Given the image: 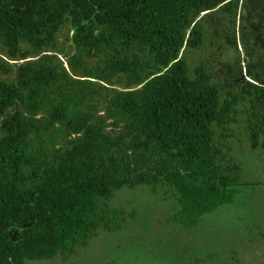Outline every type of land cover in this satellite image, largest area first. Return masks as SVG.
<instances>
[{
    "label": "trees",
    "instance_id": "1",
    "mask_svg": "<svg viewBox=\"0 0 264 264\" xmlns=\"http://www.w3.org/2000/svg\"><path fill=\"white\" fill-rule=\"evenodd\" d=\"M241 133L264 150V0H0V264L121 230L125 188L197 225Z\"/></svg>",
    "mask_w": 264,
    "mask_h": 264
},
{
    "label": "rangeland",
    "instance_id": "2",
    "mask_svg": "<svg viewBox=\"0 0 264 264\" xmlns=\"http://www.w3.org/2000/svg\"><path fill=\"white\" fill-rule=\"evenodd\" d=\"M196 58L192 53L191 62ZM240 136L241 142L228 141L240 163V192L197 225L173 222L176 211L161 192L125 188L112 201L124 210L121 230L102 231L68 261L57 257L30 264H264V150L252 151L245 134Z\"/></svg>",
    "mask_w": 264,
    "mask_h": 264
}]
</instances>
